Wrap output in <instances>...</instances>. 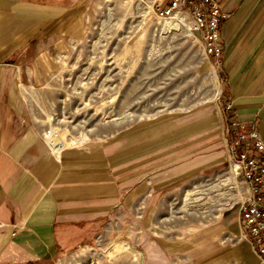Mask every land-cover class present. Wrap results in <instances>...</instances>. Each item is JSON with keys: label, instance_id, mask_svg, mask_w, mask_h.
Returning <instances> with one entry per match:
<instances>
[{"label": "crops", "instance_id": "0c3cea01", "mask_svg": "<svg viewBox=\"0 0 264 264\" xmlns=\"http://www.w3.org/2000/svg\"><path fill=\"white\" fill-rule=\"evenodd\" d=\"M93 1L0 0V264H52L91 243L134 200L143 207L137 224L145 260L146 199L157 214L164 199L187 196L195 175L225 168L227 144L217 133L227 121L253 127L264 141V0H214L223 14L214 59L225 71L230 119L202 111L179 127L143 125L53 154L31 114L32 103L47 96L34 90L54 69L51 55L65 53V39L82 37ZM220 186L209 191H226ZM230 191L247 196L237 185ZM216 212L182 237L155 240L153 263L260 264L242 238L238 205Z\"/></svg>", "mask_w": 264, "mask_h": 264}, {"label": "rangeland", "instance_id": "374dc122", "mask_svg": "<svg viewBox=\"0 0 264 264\" xmlns=\"http://www.w3.org/2000/svg\"><path fill=\"white\" fill-rule=\"evenodd\" d=\"M189 27L156 17L150 0H94L83 15L82 37L65 39V53L51 55L54 69L46 84L33 89L47 96L32 103L31 114L41 133L57 132L56 138L47 136L50 146L59 151L143 125L172 121L179 127L202 111L224 113L225 71L204 55L199 35ZM200 132L195 129V137ZM217 141H224L223 131ZM220 184L226 191H209ZM188 187L187 196L164 199L157 214L146 199L145 260L139 245L143 229L137 224L143 207L134 200L119 208L112 226L100 229L91 243L52 264H154L155 240L182 237L215 220L219 206L236 202L228 192L233 184L227 164L200 172Z\"/></svg>", "mask_w": 264, "mask_h": 264}, {"label": "built area", "instance_id": "2783aa9c", "mask_svg": "<svg viewBox=\"0 0 264 264\" xmlns=\"http://www.w3.org/2000/svg\"><path fill=\"white\" fill-rule=\"evenodd\" d=\"M154 15L159 19L177 20L182 26L199 35L206 57L220 55L219 26L223 18L214 0H150ZM228 110L229 107L226 106ZM56 136L55 130H47L41 137L46 141ZM229 179L233 185L244 188L246 197H236L242 238L253 247L260 264H264V141L258 132L237 120L227 121L224 128ZM235 197V196H234ZM1 226V225H0Z\"/></svg>", "mask_w": 264, "mask_h": 264}, {"label": "trees", "instance_id": "16d2710c", "mask_svg": "<svg viewBox=\"0 0 264 264\" xmlns=\"http://www.w3.org/2000/svg\"><path fill=\"white\" fill-rule=\"evenodd\" d=\"M224 96L222 97V103H223V110L225 112V115H226V118L227 119H230L232 117V115L230 114V112L226 109V105L227 103L229 102L228 101V91H227V87L225 85V88H224Z\"/></svg>", "mask_w": 264, "mask_h": 264}, {"label": "bare ground", "instance_id": "6f19581e", "mask_svg": "<svg viewBox=\"0 0 264 264\" xmlns=\"http://www.w3.org/2000/svg\"><path fill=\"white\" fill-rule=\"evenodd\" d=\"M57 136H54V138H56ZM47 138V137H46ZM48 143L50 144V139H49V141H48ZM57 145H59L58 143H57ZM54 150V149H53ZM61 150V149H60ZM59 150V151H60ZM56 151V150H55ZM58 152V151H57Z\"/></svg>", "mask_w": 264, "mask_h": 264}]
</instances>
